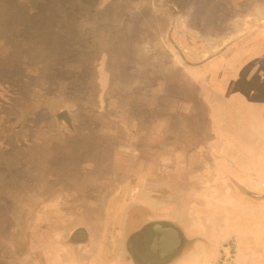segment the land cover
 <instances>
[{
    "label": "crops",
    "instance_id": "obj_1",
    "mask_svg": "<svg viewBox=\"0 0 264 264\" xmlns=\"http://www.w3.org/2000/svg\"><path fill=\"white\" fill-rule=\"evenodd\" d=\"M253 1L222 0L228 7L231 3L227 11L231 32L225 37H208L205 41L216 46L212 50L194 51L191 43L186 45L185 35L191 28L186 22L174 21L168 40L163 33L171 51V68L198 70L202 62L217 56L228 59L227 48L245 39L252 29L264 28V2ZM262 41L264 44V37ZM119 84L132 88L125 80ZM112 86L109 101L99 95L94 100L101 99L91 106L82 96L78 103L53 105L49 108L51 120L58 111H65L70 127L62 122L54 132L37 127L32 120V124L25 123L35 131L29 147L6 153L15 164L0 171V194L6 189L8 194H4L8 203L0 202V232H7L0 235V264H154L156 258L135 240L150 220L174 222L187 236L205 241L206 246L193 245L174 264H206L233 239L239 264L244 260L264 264V159L250 153L244 158L233 155L224 149V134L217 137L222 143L210 144L208 157L190 151L195 141H208L213 132L205 128L203 136L181 139L170 117H161L144 101L137 105L129 102L127 115H120L122 99L118 101ZM201 88L212 94L215 87ZM85 91L81 86V94ZM151 93L152 99L160 94ZM91 109L96 112L88 116ZM107 109L113 115L105 118L100 112ZM82 120L94 126L90 136L78 134L75 125ZM15 121L19 122L10 118L7 126ZM50 124L54 125L49 121L48 127ZM3 130L0 136L6 138V128ZM12 142L18 144L17 140ZM75 151L81 153V164L70 161ZM102 152L105 161L92 160ZM86 153L90 158L85 162ZM66 154L65 161L53 162ZM18 172L23 179L17 177ZM230 203L242 209L255 208L261 214L260 240L253 245L257 257L250 250L242 252L241 236L230 235L231 220L222 210ZM173 244L165 256H171Z\"/></svg>",
    "mask_w": 264,
    "mask_h": 264
},
{
    "label": "rangeland",
    "instance_id": "obj_2",
    "mask_svg": "<svg viewBox=\"0 0 264 264\" xmlns=\"http://www.w3.org/2000/svg\"><path fill=\"white\" fill-rule=\"evenodd\" d=\"M259 2L264 1L252 4ZM230 7L222 0H0V122L5 116L19 120L3 127L7 137L0 136V171L15 164L6 153L29 147L35 131L25 123L34 120L37 127L55 129L48 127L54 100L78 103L85 96L93 106L101 99L94 100L99 95L109 101L112 84L118 101L122 99L120 115H127L129 102L144 101L161 117H170L181 139L203 136L205 128L213 132L208 141H195L190 151L208 157L210 144L222 143L217 137L224 134V149L233 155L244 158L250 153L264 159V28L252 29L253 33L227 48L228 59L217 56L191 71L171 68L170 47L163 39L164 32L170 38L172 24L179 20L191 28L185 44L191 43L194 51L212 50L216 46L205 41L208 37H225L231 32L227 24ZM198 36L202 37L199 41ZM121 80L132 88H121ZM205 85L215 87L212 94L201 88ZM81 86L86 90L82 94ZM151 91L160 93L159 97L152 99ZM109 112L100 113L107 118L113 115ZM79 117L81 120V112ZM61 120L70 127L67 114ZM75 127L79 135L90 136L94 131L86 120ZM16 140L18 144L12 142ZM8 142H12L10 146ZM103 154L91 159L105 161ZM66 156L53 162H63ZM89 158L86 153L85 162ZM72 160L81 164V153L75 151ZM17 177L23 179L20 172ZM6 190L0 194L4 204L8 203ZM242 208L230 203L222 210L231 220L230 235L242 237V252L250 250L257 257L253 247L260 240L261 214L255 208ZM238 223L245 232H237ZM223 247L206 264H239L235 240Z\"/></svg>",
    "mask_w": 264,
    "mask_h": 264
},
{
    "label": "flooded vegetation",
    "instance_id": "obj_3",
    "mask_svg": "<svg viewBox=\"0 0 264 264\" xmlns=\"http://www.w3.org/2000/svg\"><path fill=\"white\" fill-rule=\"evenodd\" d=\"M61 84L63 86V82ZM54 101L55 102L52 103L54 105L64 102L63 99H57ZM65 114H67L65 111L60 110L52 116V122L54 125L50 124V126H55V129L57 128L54 132H57L60 124L64 122L63 120L60 121V119L62 118V115ZM9 121V116L3 117V120L0 122V129L7 127ZM138 232L141 233L139 234L138 239L135 238V240L141 242L144 245L143 248H147L146 250L149 256L156 258L154 264H174V262L183 256L193 245L202 243L206 246L205 241L202 240V238L187 236L180 226L171 221L150 220L148 223L144 224ZM173 241H175V243L172 247V254L167 257L164 255V252ZM220 250L222 249L220 248Z\"/></svg>",
    "mask_w": 264,
    "mask_h": 264
},
{
    "label": "water",
    "instance_id": "obj_4",
    "mask_svg": "<svg viewBox=\"0 0 264 264\" xmlns=\"http://www.w3.org/2000/svg\"><path fill=\"white\" fill-rule=\"evenodd\" d=\"M173 244V243H172Z\"/></svg>",
    "mask_w": 264,
    "mask_h": 264
}]
</instances>
